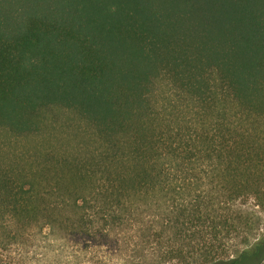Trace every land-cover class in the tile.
<instances>
[{"label": "trees", "instance_id": "16d2710c", "mask_svg": "<svg viewBox=\"0 0 264 264\" xmlns=\"http://www.w3.org/2000/svg\"><path fill=\"white\" fill-rule=\"evenodd\" d=\"M256 210L264 0H0V264H264Z\"/></svg>", "mask_w": 264, "mask_h": 264}, {"label": "rangeland", "instance_id": "374dc122", "mask_svg": "<svg viewBox=\"0 0 264 264\" xmlns=\"http://www.w3.org/2000/svg\"><path fill=\"white\" fill-rule=\"evenodd\" d=\"M212 79H214V75H212ZM153 94L151 96V101L155 105L169 103V101H179L176 103H180L179 107L182 110L185 107V99L184 96H176L175 94L179 95V91L174 89L170 83L164 79L160 78L155 81L153 87ZM175 103V104H176ZM249 207L252 204L248 203ZM257 211V217L259 218L260 224L259 228L256 231L257 234H264V211ZM49 241L54 244L53 250L49 251L48 257L50 259L56 258L59 262H65L66 264H92L91 261H88L87 258L96 253V257L103 258L101 249L94 248L93 251H83V252H74L72 250V244L68 243V245H64L63 241L56 236L49 235ZM99 260V261H100ZM98 264H124L119 257L112 256L110 259H105Z\"/></svg>", "mask_w": 264, "mask_h": 264}]
</instances>
